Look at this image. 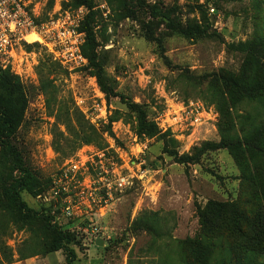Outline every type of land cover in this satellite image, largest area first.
I'll use <instances>...</instances> for the list:
<instances>
[{
  "label": "rangeland",
  "instance_id": "rangeland-1",
  "mask_svg": "<svg viewBox=\"0 0 264 264\" xmlns=\"http://www.w3.org/2000/svg\"><path fill=\"white\" fill-rule=\"evenodd\" d=\"M258 1L93 0L89 27L107 95L82 54L86 35L80 29L89 10L75 8L71 0H26L42 23L83 8L85 63L65 66L38 42L13 48L0 60V71L19 78L28 102L10 144L42 188L38 196L20 195L30 211L24 219L17 209H6L0 181V252L12 255L11 264H160L172 239L195 235L198 209L209 200L236 201L243 183L233 157L225 149L203 150L205 143L219 141L218 114L177 77L179 70L237 72L239 45L251 40L264 17L255 8ZM195 27L204 34L188 35ZM44 80L45 95L39 91ZM131 104L142 106L155 123V137L137 136ZM90 136L92 142L84 143ZM0 159V180L3 174L16 178L1 152ZM73 165L84 190L112 187L122 178L125 186L114 185L106 205L81 210L79 218L62 220L60 227L44 195L52 177ZM40 217L72 233L74 242L51 251V235ZM142 222L154 230L140 228ZM252 261L264 264V256Z\"/></svg>",
  "mask_w": 264,
  "mask_h": 264
},
{
  "label": "trees",
  "instance_id": "trees-1",
  "mask_svg": "<svg viewBox=\"0 0 264 264\" xmlns=\"http://www.w3.org/2000/svg\"><path fill=\"white\" fill-rule=\"evenodd\" d=\"M71 1L75 8L84 6L89 10L80 29L86 35L82 54L89 67L96 70L101 90L109 95L93 54L94 38L89 27L94 14L93 0ZM255 8L264 15V0H259ZM189 31L188 35L204 34L200 27ZM238 49L242 60L237 72L222 68L199 73L179 70L177 78L195 90L197 98L215 108L219 141L205 143L203 150H227L239 167L243 186L235 202L209 200L204 208L198 209L195 235L172 239L173 245L162 255L160 264H255L252 257L264 256V17L251 40L246 45L240 44ZM162 57L168 65V60ZM45 83V80L41 81L39 86L44 95L48 88ZM27 103L19 78L8 69L0 71V152L5 162L8 161L18 172L16 178L11 176L9 180L3 174L0 181L5 185L2 192L8 202L6 209H17L24 219L30 211H27L20 195L38 196L42 192L39 181L10 144L22 124ZM129 110L136 115L138 137L153 138L158 134L155 123L147 118L142 106L131 104ZM90 142L91 136L85 138L84 143ZM182 162L187 163L184 159ZM0 165H3L1 159ZM0 186L3 185L0 183ZM39 219L40 224L44 223L49 229L51 251L62 250L74 242L72 233L50 226L44 217ZM138 226L148 232L154 230L149 222ZM156 237L161 239L163 234L156 232ZM11 262L12 255L2 250L0 264Z\"/></svg>",
  "mask_w": 264,
  "mask_h": 264
},
{
  "label": "built area",
  "instance_id": "built-area-1",
  "mask_svg": "<svg viewBox=\"0 0 264 264\" xmlns=\"http://www.w3.org/2000/svg\"><path fill=\"white\" fill-rule=\"evenodd\" d=\"M83 8L73 15L52 19L47 23L37 22L26 0H0V60L9 56L13 48L29 45V37L35 35L38 43L43 45L54 60L70 67L80 66L85 59L80 52L83 33L79 24L83 19ZM214 13L213 9L209 10ZM198 120L194 119V123ZM79 168L75 165L64 168L52 177L51 187L44 195V200L52 208L55 223L60 227L62 220L70 221L79 218L81 210L100 209L106 205L112 194L113 186L122 189L126 179L117 180L112 187L109 183L103 188H81L76 174ZM116 190V189H115ZM88 203V204H87Z\"/></svg>",
  "mask_w": 264,
  "mask_h": 264
},
{
  "label": "bare ground",
  "instance_id": "bare-ground-1",
  "mask_svg": "<svg viewBox=\"0 0 264 264\" xmlns=\"http://www.w3.org/2000/svg\"><path fill=\"white\" fill-rule=\"evenodd\" d=\"M29 42H38L39 41V38L37 37V36H35V35H32V36H30L29 37Z\"/></svg>",
  "mask_w": 264,
  "mask_h": 264
},
{
  "label": "water",
  "instance_id": "water-1",
  "mask_svg": "<svg viewBox=\"0 0 264 264\" xmlns=\"http://www.w3.org/2000/svg\"><path fill=\"white\" fill-rule=\"evenodd\" d=\"M95 245L96 246H101L102 245V242L100 240H96Z\"/></svg>",
  "mask_w": 264,
  "mask_h": 264
}]
</instances>
